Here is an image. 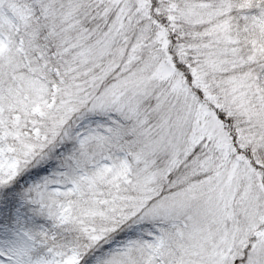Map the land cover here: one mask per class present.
<instances>
[{
    "label": "snow or ice",
    "instance_id": "6c2138e0",
    "mask_svg": "<svg viewBox=\"0 0 264 264\" xmlns=\"http://www.w3.org/2000/svg\"><path fill=\"white\" fill-rule=\"evenodd\" d=\"M0 264H264V0H0Z\"/></svg>",
    "mask_w": 264,
    "mask_h": 264
}]
</instances>
